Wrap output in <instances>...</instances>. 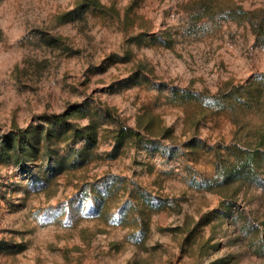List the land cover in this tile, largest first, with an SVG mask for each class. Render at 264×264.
I'll return each instance as SVG.
<instances>
[{"label":"rangeland","instance_id":"1","mask_svg":"<svg viewBox=\"0 0 264 264\" xmlns=\"http://www.w3.org/2000/svg\"><path fill=\"white\" fill-rule=\"evenodd\" d=\"M87 1L0 0V264H264V0Z\"/></svg>","mask_w":264,"mask_h":264},{"label":"trees","instance_id":"2","mask_svg":"<svg viewBox=\"0 0 264 264\" xmlns=\"http://www.w3.org/2000/svg\"><path fill=\"white\" fill-rule=\"evenodd\" d=\"M90 6H100L98 0H88L87 2L78 5L77 10L85 11ZM74 10V11H77ZM72 11V12H74ZM71 12V13H72ZM234 19L246 21L252 30L258 35L260 40L264 41V9L245 10L242 7H237L234 10ZM76 111H67L63 114L48 116L47 127L41 126L38 128L20 129L17 133L10 135L6 142V150H14L15 155L20 158L32 160L34 155L39 152L43 143L52 140L55 137L62 136L69 127H72L74 138H86L88 142L96 140V126L92 123L82 127L76 126L71 120L70 115H74ZM130 135H138L140 133L129 127H122L116 135V140L121 142L125 137ZM82 156L84 149L72 148Z\"/></svg>","mask_w":264,"mask_h":264}]
</instances>
